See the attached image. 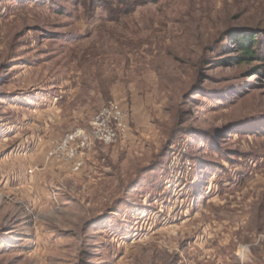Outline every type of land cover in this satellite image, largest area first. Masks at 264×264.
<instances>
[{
    "label": "rangeland",
    "instance_id": "374dc122",
    "mask_svg": "<svg viewBox=\"0 0 264 264\" xmlns=\"http://www.w3.org/2000/svg\"><path fill=\"white\" fill-rule=\"evenodd\" d=\"M248 27L264 0H0V264H264ZM110 101L118 141L72 157Z\"/></svg>",
    "mask_w": 264,
    "mask_h": 264
},
{
    "label": "built area",
    "instance_id": "2783aa9c",
    "mask_svg": "<svg viewBox=\"0 0 264 264\" xmlns=\"http://www.w3.org/2000/svg\"><path fill=\"white\" fill-rule=\"evenodd\" d=\"M125 125L122 120V110L118 102L110 101L106 103L94 117L92 122V132L77 129L68 134L62 146L69 147L71 156H77L80 152L90 149L99 144H113L119 139L120 130H124ZM75 143H79L77 146ZM81 166L78 163L77 168Z\"/></svg>",
    "mask_w": 264,
    "mask_h": 264
},
{
    "label": "trees",
    "instance_id": "16d2710c",
    "mask_svg": "<svg viewBox=\"0 0 264 264\" xmlns=\"http://www.w3.org/2000/svg\"><path fill=\"white\" fill-rule=\"evenodd\" d=\"M229 35H231V42L240 50V54L233 58V60H237V64L264 60L262 56L264 52V42L260 39V37L264 35L263 28H257L255 31L249 27L243 28L233 31Z\"/></svg>",
    "mask_w": 264,
    "mask_h": 264
}]
</instances>
